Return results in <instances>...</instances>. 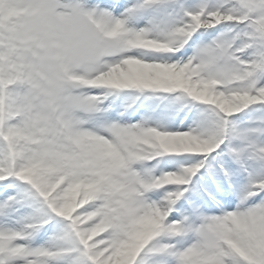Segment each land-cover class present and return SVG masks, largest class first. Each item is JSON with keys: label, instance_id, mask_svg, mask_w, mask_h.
Wrapping results in <instances>:
<instances>
[{"label": "snow or ice", "instance_id": "6c2138e0", "mask_svg": "<svg viewBox=\"0 0 264 264\" xmlns=\"http://www.w3.org/2000/svg\"><path fill=\"white\" fill-rule=\"evenodd\" d=\"M0 264H264V0H0Z\"/></svg>", "mask_w": 264, "mask_h": 264}]
</instances>
